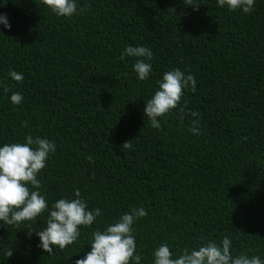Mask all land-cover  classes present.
Masks as SVG:
<instances>
[{
  "label": "trees",
  "instance_id": "trees-1",
  "mask_svg": "<svg viewBox=\"0 0 264 264\" xmlns=\"http://www.w3.org/2000/svg\"><path fill=\"white\" fill-rule=\"evenodd\" d=\"M77 2L87 10L65 18L41 0H0L10 24H0V147L29 133L53 141L38 176L49 209L78 189L102 215L51 255L36 235L47 212L19 226L0 222V264H75L91 250L92 231L133 207L147 211L133 225L140 264H154L163 243L178 258L203 246L201 237L220 244L225 236L234 258L264 261V0L250 14L217 0H194L198 11L184 0ZM127 46L152 50L147 81L136 58L120 59ZM177 68L196 81L183 101L200 114V135L188 130L190 115L181 122L174 110L157 130L144 114L163 74Z\"/></svg>",
  "mask_w": 264,
  "mask_h": 264
},
{
  "label": "clouds",
  "instance_id": "clouds-1",
  "mask_svg": "<svg viewBox=\"0 0 264 264\" xmlns=\"http://www.w3.org/2000/svg\"><path fill=\"white\" fill-rule=\"evenodd\" d=\"M41 2L58 17L71 18L87 10V6L79 7L77 0ZM184 3L199 10L200 4L194 3V0H184ZM217 3L219 7H227L231 12L250 14L254 10L255 0H217ZM0 24L10 29L5 15H0ZM125 57L136 58L133 69L137 78L139 81H147L152 72V50L144 46H127L120 59ZM9 76L17 83L24 80L23 74L15 71H11ZM3 90L8 92L9 87L3 85ZM185 90H196V81L192 75H185L178 68L163 74L162 80L158 81V90L145 103L144 114L152 128L160 130L162 125L159 118L175 114L176 110L181 122L185 115L193 117L188 130L193 135L201 134L200 114L188 109L187 101H183ZM10 99L14 105H19L23 96L16 92ZM24 141L0 147V222L19 226L22 222H36L38 217L47 212L46 227L36 231V235L41 242L39 247L51 255L54 248L64 251L77 242L81 236V228H90L96 223L97 218L102 215V209L96 207L90 210L78 189L74 192V199L61 198L49 209L45 195L41 194L42 183L38 176L47 167V161L50 154L55 153L56 145L47 138L33 137L30 133L24 137ZM131 142H125L122 148L131 149ZM87 159L92 160V157ZM146 216L147 211L144 208L133 207L105 229L97 227L91 233V250L84 258L77 259L75 264H140L141 255L137 254L133 225ZM201 241L203 246L191 250L184 248L178 252V258H173L174 253L170 246L163 243L152 253L154 264H264L259 256L249 257L245 253L234 258L229 236H225L220 244L215 240L205 242L203 237ZM6 255L10 258L13 250H8Z\"/></svg>",
  "mask_w": 264,
  "mask_h": 264
}]
</instances>
